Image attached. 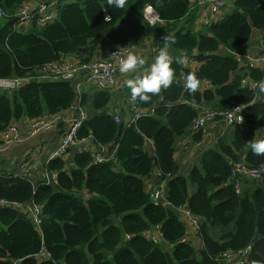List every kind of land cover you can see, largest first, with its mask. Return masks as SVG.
I'll return each instance as SVG.
<instances>
[{
    "label": "trees",
    "instance_id": "16d2710c",
    "mask_svg": "<svg viewBox=\"0 0 264 264\" xmlns=\"http://www.w3.org/2000/svg\"><path fill=\"white\" fill-rule=\"evenodd\" d=\"M27 1L0 0V79L35 76L41 66L65 56L90 62L148 40L163 44L166 33L175 41L170 47L177 57L192 59L196 68L174 62L173 84L149 103L137 101L142 109L156 107L155 117L129 128L124 121L117 124L108 110L109 93L83 97L89 120L80 136L93 137L110 152L117 148L115 162L94 164L89 153L73 149L71 170L63 159L50 161L46 169L59 174L58 184L39 186L35 194L28 182L0 176V200L35 202L44 213L38 231L25 214L0 208V264H221L216 261L220 254L250 246L249 261L264 263V178L245 180L240 194L231 180L236 162L264 165V155H254L248 146L253 139H264V91L257 97L242 85L245 76L262 80L264 72L241 68L235 56L246 53L255 31L264 33V0H234L230 13L198 33L190 12L195 0H128L123 9L110 7L108 0H77L60 5L57 19L45 27L14 31L16 15ZM147 4L163 24L146 21ZM190 72L209 88L185 93L181 78ZM77 99L70 82L32 80L11 94H0V127L58 115ZM184 99L218 110L246 107L244 124L235 127L232 140L220 139L203 152L188 178L180 175L175 147L198 112ZM193 138L204 143L202 134ZM156 167L163 172L160 182L167 185V206L154 205L147 189ZM183 205L201 221L200 253L185 241L188 229L175 210ZM158 224L166 246L152 244L145 235ZM123 232L131 236L126 244Z\"/></svg>",
    "mask_w": 264,
    "mask_h": 264
},
{
    "label": "built area",
    "instance_id": "2783aa9c",
    "mask_svg": "<svg viewBox=\"0 0 264 264\" xmlns=\"http://www.w3.org/2000/svg\"><path fill=\"white\" fill-rule=\"evenodd\" d=\"M75 1L77 0H47L35 3L34 1L28 0L16 15L17 23L14 25V31L27 32L34 25L41 28L45 27L57 19V10L60 5ZM231 1L232 0H195L190 12L195 8H200L202 10V22L205 26H208L215 22L204 13V10L211 9L216 14L224 16V14L226 15L227 7ZM152 9V13L148 14L149 17L152 18H145L146 21L151 26L163 24V21L160 19L155 9L153 7ZM3 15L4 13L0 8V20ZM146 43L147 42H145V44ZM259 50L260 52L256 55L251 53L250 50H247L246 53L236 54L237 62L240 64L241 68L261 70L264 72V33H262ZM148 51L149 48H143V46L119 48L108 58L96 57L90 62H82L77 55H70L63 57L58 62L41 66L36 70L35 76L0 79V94H11L14 91L26 87L32 80H36L49 83L70 82L74 86L78 96L77 101L68 111L58 115L46 116L34 120L27 118L22 119L16 121L18 124L14 122L4 130L0 127V156L16 147L17 144L22 145L46 133L61 132L59 146L55 152L52 153L50 161L59 158L66 160L71 149H78L81 154L89 153L94 164L115 162L117 148L110 152L93 137L80 136V130L84 123L89 120V113L83 105V97L86 95L87 89L92 88L94 92L109 93L113 97L112 101L116 98H119V100L126 99L127 120L121 117L120 112L122 107H120V111L114 107L112 108V102L109 107L111 106L110 113L114 115L115 122L120 124L124 121L127 128L131 127L142 118L155 117L156 107L142 109L137 102L131 101V94L128 93L129 88L126 84V81L129 80L130 77H128L127 73L120 72V62L126 58L128 54L138 53L142 55ZM194 64L195 62L192 59H189L186 63L188 67ZM186 77L187 76H182L181 78L184 85V92L191 93L185 87ZM261 84H264V78L262 80H253L245 76L242 81V85L254 91L257 97L261 93ZM202 87L208 89L209 84L201 82L197 90ZM182 103L191 105L198 112L190 128L193 135L202 134L203 137H208L211 127L214 126L218 120L220 121L218 124L222 125L224 132L244 124L245 106L233 104L225 110H218L205 104H194L185 99ZM23 126H26V129H23ZM24 133L27 134L25 135ZM200 144L202 143L199 142L197 145ZM150 145H152V142L149 141L147 147ZM205 148L203 152L209 149L207 147ZM43 150L42 146H38L35 154H29V159L20 160V157V161H15L12 167L5 168L0 166V176L28 182L32 186L34 194L39 186H53L58 184L59 174L57 172L48 171L46 166L40 173V178V174H37L39 171L37 154L41 153ZM156 170L158 177L163 176V172L159 167H156ZM263 178L264 165L252 167L248 165L245 160L234 163L231 180L234 182V188L237 194L241 193L245 180H262ZM148 192L154 205H169L166 182H160L152 188L148 187ZM84 196L85 200L90 198L89 195ZM0 208H8L25 214L33 222L35 228L41 231L44 222V213L41 205L35 202L18 203L1 199ZM175 210L179 214L180 220L186 224L187 229L188 226H190L194 233L201 238V221L191 214L185 205L177 207ZM145 235L154 245L158 246L165 244L161 224L152 226ZM130 240L131 236L127 235L126 243ZM185 241L193 243L192 239L189 237L188 231ZM251 252V246L238 252L227 251L220 254L216 258V261L221 264H264L255 261L250 262L249 255Z\"/></svg>",
    "mask_w": 264,
    "mask_h": 264
},
{
    "label": "crops",
    "instance_id": "0c3cea01",
    "mask_svg": "<svg viewBox=\"0 0 264 264\" xmlns=\"http://www.w3.org/2000/svg\"><path fill=\"white\" fill-rule=\"evenodd\" d=\"M234 0H232L228 7H227V12L226 14L230 13V10L233 6ZM194 14V16H198L197 19L194 18L193 21V31L195 33H198L202 30H204L205 25L202 22V10L200 8H195L194 10H192L191 14ZM204 13L208 15V17L213 21V22H218L219 20L222 19L223 15H218L215 12H213L211 9H205ZM225 16V14H224ZM187 21V18H186ZM185 21V22H186ZM188 22L187 24L185 23V25L188 27ZM262 39V33L255 31L253 33V39L251 40L250 43V48L248 50H250L251 53L253 54H258L260 52V40ZM160 42H155V41H150L148 40L147 43L143 44V48H149V51L144 53V54H138L136 53V55L142 57L145 59V65L142 68L130 71L129 73H127L128 77H130V79H133L134 77H142L144 74H146L148 68L150 67V65L152 64V62L154 61V58L156 57V55L158 54L159 50L163 47V44ZM169 52L170 55L172 57H174L175 51L172 49V47H170L169 45ZM191 68H196V64L189 66ZM200 91L203 90H207L206 87H202L199 89ZM86 95L89 96L90 99H92V97L95 95L94 89L89 88L87 89ZM112 108L114 107L115 109H119L120 111V107H122V110L120 112L121 117L125 120L128 119V115L126 113V108H127V102L126 99L123 100H119V98H116L115 100L112 101L111 103ZM110 106V107H111ZM109 107V110H110ZM18 124V122H16ZM23 129H26V126H23ZM231 131L234 130H227L226 132H224V129L222 127V125L219 124H215L214 126L211 127L210 129V134L208 137H206L204 139V144H200L197 145L199 143V141H195L193 138V134L191 129L187 132V134L181 138H179L176 142V156L175 159L177 161V163L179 164L180 168H185V169H189L191 170L193 167L197 166L200 163L201 157H202V153L203 151L207 148H210L211 146H215V144H217V142L220 139L223 138H228L229 139V135L231 133ZM25 135L27 133H24ZM60 138H61V132H51V133H46L41 135L40 137H37L35 139L30 140L29 142H26L22 145L17 144L16 147H14L13 149H11L10 151H8L7 153H4L0 156V166L8 168V167H12L14 165L15 161H18L19 158L20 160L22 159H29V154H35L36 148L38 146H42L43 147V151L41 153H38V161H39V171L37 174H40L44 167L48 164V162L50 161L51 155L52 153L55 152V150L58 148L59 143H60ZM233 138V136H232ZM232 140V139H231ZM149 148L152 149V145L149 146ZM72 150V149H71ZM73 151V150H72ZM19 160V161H20ZM66 161V160H64ZM73 167V165L71 164V168ZM67 169V167H66ZM189 170V172H190ZM181 171V170H180ZM41 177V174L39 175V178ZM161 177V176H160ZM40 181V180H37ZM160 183V178L157 176V170L156 168L153 170L152 175L148 178L147 180V189L154 187L155 185H158ZM116 219L114 222L116 223V225H119L121 220ZM188 233H189V237L192 239V242L194 243V247L196 246L195 250L200 253V251L204 250V241L202 238H200L199 236H197L194 231L191 229L190 226H188ZM126 237L127 234L126 232H123L122 235V239H123V243H126ZM128 243V242H127ZM163 246H166L165 244H163ZM170 248V247H168ZM172 249V248H170ZM199 251H198V250Z\"/></svg>",
    "mask_w": 264,
    "mask_h": 264
},
{
    "label": "clouds",
    "instance_id": "9594fccd",
    "mask_svg": "<svg viewBox=\"0 0 264 264\" xmlns=\"http://www.w3.org/2000/svg\"><path fill=\"white\" fill-rule=\"evenodd\" d=\"M128 0H108V5L116 9H123ZM152 5L147 4L143 10L144 18L149 17L152 13ZM111 17H106L109 20ZM164 46L159 50L154 58V61L148 68L146 74L142 77H136L126 81L127 87L131 91L130 99L133 102L149 103L154 95L159 94L162 90L168 89L174 82L175 69L172 67L173 63L184 66L188 58L186 56H179L173 58L169 52L170 43H175L170 35L167 33L162 36ZM145 59L130 53L126 58L120 62V72L129 73L130 71L142 68L145 65ZM199 79L194 73H188L185 81V87L190 92H195L199 86ZM261 91H264V84L260 85ZM252 153L257 156L264 155V139H253L248 142Z\"/></svg>",
    "mask_w": 264,
    "mask_h": 264
},
{
    "label": "rangeland",
    "instance_id": "374dc122",
    "mask_svg": "<svg viewBox=\"0 0 264 264\" xmlns=\"http://www.w3.org/2000/svg\"><path fill=\"white\" fill-rule=\"evenodd\" d=\"M198 16L199 15H197V16H193L195 19H197L198 18ZM179 54L175 51V54H174V57H177ZM229 130H234V128L233 129H229ZM232 136H233V131H231V133H230V135H229V139H228V141H231V139H232ZM216 145V144H215ZM212 147H214V145L212 146ZM73 150V149H72ZM70 151V154L67 156V158H66V162H67V170L68 171H70L71 170V159L73 158V151ZM149 150H151V149H149ZM198 166H199V164H198ZM189 167H188V169H185V168H182L181 169V171H180V175H182V176H184V177H186V178H188V174H189ZM189 186H190V189L191 190H194V187L189 183ZM118 221V220H117ZM195 248H196V246H195ZM198 250V249H197ZM199 251V250H198Z\"/></svg>",
    "mask_w": 264,
    "mask_h": 264
}]
</instances>
